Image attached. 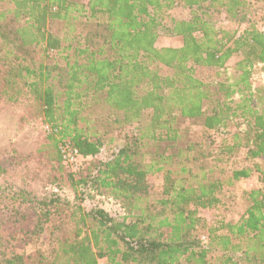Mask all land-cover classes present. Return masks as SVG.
<instances>
[{"label":"trees","instance_id":"16d2710c","mask_svg":"<svg viewBox=\"0 0 264 264\" xmlns=\"http://www.w3.org/2000/svg\"><path fill=\"white\" fill-rule=\"evenodd\" d=\"M175 1L88 0L89 17L103 19L87 22L78 20L84 15L78 0H0V49L11 46L0 53L6 62L0 95L16 99L27 93L34 112L58 127L60 138L83 157H91L71 183L78 202L16 191L15 197L42 206L39 231L52 203L63 206L53 210V228L67 221L71 227L56 238L51 253H1L0 264H96L98 259L107 264H264L261 188L244 191L246 207L236 222L220 219L205 227L196 216L197 208H217L223 186L247 177L249 169H233L222 178L212 169L192 174L187 165L198 157L193 154L197 145L178 144L179 120H193L225 135L219 145L224 155L243 148L246 159L264 158V87L250 81L253 68L264 65V34L251 25L239 32L217 28L193 14L172 19L166 28L181 36L180 46L157 47L155 14ZM178 1L186 7L208 3L222 8L229 20L244 19L243 0ZM51 21L62 29L69 25L67 33L51 31ZM77 25L80 39L74 34ZM45 52L60 60L35 62ZM234 54L240 57L228 72L226 62ZM195 66L211 68L214 79L200 80ZM144 111L149 120L138 135L124 136L122 146L99 158L115 131L140 121ZM49 140L48 159L59 160L56 140ZM160 171L163 198L153 212L147 176ZM91 191L121 200L124 211L90 204Z\"/></svg>","mask_w":264,"mask_h":264},{"label":"rangeland","instance_id":"374dc122","mask_svg":"<svg viewBox=\"0 0 264 264\" xmlns=\"http://www.w3.org/2000/svg\"><path fill=\"white\" fill-rule=\"evenodd\" d=\"M78 1L84 8L82 11L84 15H81L78 20L102 21L103 18L99 15L89 17L88 0ZM243 1L242 15L244 19L242 22H238L229 20L222 8L209 6L208 3L202 4L200 7H186L182 2L176 0L171 8L163 9L155 14L156 20L159 22L155 46H180L181 36L168 34L166 28L172 19H189L193 14L204 16L212 21L217 28L236 29L239 32L244 27L251 25L264 34V0ZM150 13H153L151 9ZM47 27L61 35H65L69 29V25L63 29L60 28L58 21H51ZM74 34H77V39L82 37L83 32L80 25L75 27ZM9 49L11 46L4 44L1 46L0 53L4 54ZM45 55H37L35 62L54 64L55 61L60 60L54 53L45 52ZM239 57L238 54H234L226 62L228 72H233ZM7 58L9 62H12L11 56H7ZM5 64L4 59L0 58V76L1 74L3 76ZM193 69L194 75L202 81L214 79V72L211 68L195 66ZM250 81L254 87H264L263 64H258L253 68ZM29 102L27 93L20 94L16 99L0 95V256L1 253L6 256L13 253L35 255L39 249L44 255L51 253L56 238L63 231H69L71 227L67 221L62 226L53 228V226H57L55 225L57 217L53 210L63 208V206L61 203L58 206L52 203L46 207L52 212L48 215V221L42 224V230L39 231L38 225L43 221L39 216L42 206L37 205L34 201H23L15 197L14 194L17 190H22L36 199L55 200L58 198L60 201H77L80 195L74 198L75 192L71 183L78 178L77 176L91 159V157H84L80 166L74 171L61 163L59 155V160H49L47 149L50 143L49 137L55 138L57 150V141L61 139L59 128L49 123L42 113L34 112ZM101 108L102 104L98 106V111ZM148 120L149 111H144L140 121L124 126L119 129L120 131L116 130L114 133L116 136L109 144L103 146L98 157L106 158L114 147L124 144L126 136L129 137L131 134L137 136ZM179 126L178 144L185 148L193 142L197 145L196 149L198 148L193 153L198 157L187 165L192 174L200 172V170L205 172L212 169L215 176L222 178L228 176L233 169H249L247 177L237 179L233 185L223 186L219 194L221 203L217 208L196 209V216L204 221L205 227L220 219L229 222L238 221L246 207L244 191L259 187L264 192V175L261 173L264 170V158L246 159L243 148L233 154L224 155L219 148L221 139L225 138L224 134L206 131L193 120H179ZM118 133L119 135H117ZM256 167H259V171ZM147 182L151 190L147 201L150 203V210L155 212L160 209L156 200L163 198L162 172L147 176ZM90 194L91 198L88 199L90 204L102 206L108 211H124L121 207L124 206V203L121 200L112 199L107 193L100 194L91 191ZM200 238L202 244H205L206 235H202Z\"/></svg>","mask_w":264,"mask_h":264},{"label":"built area","instance_id":"2783aa9c","mask_svg":"<svg viewBox=\"0 0 264 264\" xmlns=\"http://www.w3.org/2000/svg\"><path fill=\"white\" fill-rule=\"evenodd\" d=\"M57 150L60 156L61 163L68 169L76 170L84 157L79 150L68 140L59 139L57 141ZM96 264H107L105 260L98 259Z\"/></svg>","mask_w":264,"mask_h":264}]
</instances>
